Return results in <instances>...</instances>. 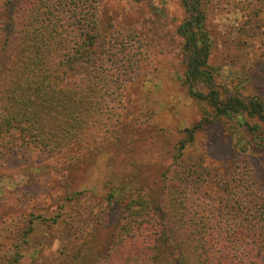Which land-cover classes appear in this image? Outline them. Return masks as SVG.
I'll return each mask as SVG.
<instances>
[{"label": "trees", "instance_id": "trees-1", "mask_svg": "<svg viewBox=\"0 0 264 264\" xmlns=\"http://www.w3.org/2000/svg\"><path fill=\"white\" fill-rule=\"evenodd\" d=\"M175 1L183 12L175 28L181 82L203 111L183 130L172 163L151 187L109 178L97 213L81 223L91 230L78 244L72 243L71 211L83 191L67 170L55 182V211L0 199V264H36L37 256L25 259L33 250L41 254L37 231L62 223L66 239H59L56 256L41 255L40 264H264V173L254 187L245 171H233L224 185L202 193L204 160L193 161L187 152L196 133L215 120L237 153L264 149V98L251 87L250 68L236 67L232 57L228 66L214 61L217 45L233 47L235 54L256 40L264 45V0H226L237 22L226 37L232 44L219 43L222 33L209 25L213 0ZM99 2L0 0V177L4 163L33 152L64 153L69 170L85 139L109 120L107 104L120 99L123 68L134 61L127 63L132 59L117 46L102 49L107 33ZM263 55L254 57L259 74L253 80L264 90ZM27 171L51 176L62 170L40 163L26 165ZM100 227L110 230L108 244L103 254L89 257Z\"/></svg>", "mask_w": 264, "mask_h": 264}, {"label": "rangeland", "instance_id": "rangeland-1", "mask_svg": "<svg viewBox=\"0 0 264 264\" xmlns=\"http://www.w3.org/2000/svg\"><path fill=\"white\" fill-rule=\"evenodd\" d=\"M161 1L100 0V27L103 34L107 33L102 40V49L114 50L117 46L125 53L124 59H132L126 62L134 63L132 68L128 66V70L123 68L121 76L126 81L120 91L121 100L111 98L108 102L110 118L101 130L85 139L74 162L77 164L68 170L64 163L68 157L64 153L50 155L33 152L17 156L2 165L0 199L13 204L23 201L27 209L46 206L55 211L58 204L51 200L59 191V187H54L55 182L62 173L68 172L75 187L83 191L82 198L71 211L75 226L71 229L76 233L73 234L75 238L72 236L73 244H78L84 231L90 229L81 226V223H89L93 214L97 213L101 196L105 193L104 183L109 178L153 186L159 179L160 171L172 163L175 146L179 139L185 137L183 130L194 126L202 117L201 104L188 94L181 82V43L175 28L183 17L182 9L175 0ZM155 7L158 9L154 10ZM231 9L226 0L212 2L209 25L216 35L222 33L217 39L219 43L225 39L227 44H232L226 38L237 24ZM225 46H216L214 61L228 66L232 64L229 63L232 57L237 59L233 63L236 67L250 68L251 87L264 98L262 86L254 82L259 74V64L254 63V57L258 53L264 54V45L256 40L247 52L238 54L233 47L228 49ZM109 64L112 69L117 66L113 57ZM220 124L215 120L196 133L187 150L193 161L199 157L204 160L205 176L201 192L211 193L217 183L224 185L225 177L238 170L245 171L252 186L257 187L264 173V149H254L248 154L237 153ZM40 163L55 165L62 171L51 176L26 173V165ZM77 227H81L82 231L76 230ZM66 229L68 226L62 223L53 229L44 227L37 231L39 246L36 249H41V254L33 250L27 254L25 262L37 256L36 264H40L41 255L56 256L55 250L61 245L59 239H66ZM94 235L89 257L105 252L110 230L100 227Z\"/></svg>", "mask_w": 264, "mask_h": 264}]
</instances>
